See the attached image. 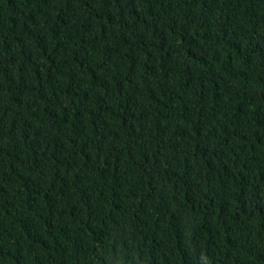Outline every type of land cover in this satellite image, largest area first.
<instances>
[{
  "label": "trees",
  "instance_id": "trees-1",
  "mask_svg": "<svg viewBox=\"0 0 264 264\" xmlns=\"http://www.w3.org/2000/svg\"><path fill=\"white\" fill-rule=\"evenodd\" d=\"M0 264H264V0H0Z\"/></svg>",
  "mask_w": 264,
  "mask_h": 264
}]
</instances>
